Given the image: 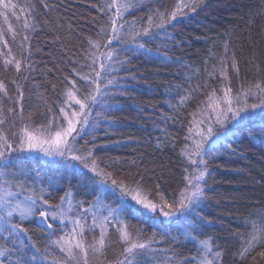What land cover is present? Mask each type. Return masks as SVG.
I'll return each instance as SVG.
<instances>
[{"label": "snow or ice", "instance_id": "obj_1", "mask_svg": "<svg viewBox=\"0 0 264 264\" xmlns=\"http://www.w3.org/2000/svg\"><path fill=\"white\" fill-rule=\"evenodd\" d=\"M143 2L98 0V15L104 19L94 21L95 35L86 38V47L75 53L65 50L59 63L66 67H56L62 75L59 91L52 85L56 99L49 102L46 93L37 91L39 104L29 108L42 107V111L34 118V111L25 115L24 87L32 81L33 89H38L35 77L46 78L52 69L38 71L34 56L41 50L31 47L30 34L21 35L13 28L11 18L19 22L18 13L24 8L12 0H0V67L4 74H16L14 79L0 75V264H90L89 253L98 264H223L224 253L214 250L212 238L198 239L208 223L200 212L208 199L209 161L221 155V149L232 151L230 135L257 123L264 132V69L255 63L254 52V79H241L239 57L226 39L219 55L210 52L202 69L184 77L187 87L175 85L172 99L177 102L173 105L169 101V106L177 114L198 99L197 93L203 92L205 98L189 113L184 145L178 153L181 177L171 194L162 187L161 176L147 183V174L139 170L135 160L130 162L137 169L135 173L123 171L122 166L128 162L102 158L96 141L103 125H115L114 113L122 110L119 98L126 96L131 82L137 80L129 67L132 57H152L153 50L146 48V43L158 39L159 32L180 13L187 14L184 10L196 12L204 0H178L171 11L156 10L148 15L146 23L127 20L126 13ZM40 3L48 11L55 10V5L46 0ZM26 7L35 10L31 3ZM36 27L27 19L22 24L24 30L35 31ZM13 43L18 55L10 46ZM162 46L167 49L163 41ZM154 58L164 65L180 63L172 61L160 47ZM184 67L190 71L193 68ZM201 71L203 83L192 85L191 80L199 79ZM233 78L240 80L235 90ZM209 81L220 86L212 87ZM169 119L176 122V117H165L164 122ZM162 131L164 139L157 140V148L166 143L174 148V139L166 129ZM29 156L45 158L54 168L53 175L45 180L28 169L23 160ZM74 179L93 200L74 201L69 187L58 204L50 205L52 191L60 190L63 183L71 186ZM139 217L152 220L162 241L155 239V231L145 239L142 230L132 228L128 219ZM173 218L177 221L176 235H171L169 228ZM32 222L46 235L43 251L26 227ZM241 226L251 229L235 253L244 264L257 246L264 247V211L249 213ZM110 228L117 232L121 248L114 261H107ZM240 236L236 234L235 238ZM166 239L174 244L192 243L195 255L180 258L174 249L155 246Z\"/></svg>", "mask_w": 264, "mask_h": 264}, {"label": "trees", "instance_id": "obj_2", "mask_svg": "<svg viewBox=\"0 0 264 264\" xmlns=\"http://www.w3.org/2000/svg\"><path fill=\"white\" fill-rule=\"evenodd\" d=\"M17 3L23 12L18 15L21 20L17 22L11 18L13 28L19 29L21 35L30 34V45L41 52L34 56L40 69H52L47 72V77L37 75L35 83L38 89H33L32 81L24 87L25 115L29 111L35 114L42 111V107L35 110L29 105H37V91L46 93L48 101H55L52 85L60 88L61 73L56 71L60 67H66L59 63L68 53H75L86 47V38L95 35L94 21H102L104 17L98 15V0H46L54 4L55 10H46L40 0H12ZM27 3L35 6V10L28 9ZM177 0H144L143 5L130 9L126 13L129 21L137 20L146 23L148 15L156 10L161 12L171 11ZM187 14L180 13L177 20L165 26L159 32V38L146 43V48L153 50V56L138 55L132 57L129 66L137 76V80L131 82L128 93L119 98L122 110L114 113L115 125H103L97 133L98 155L104 159L119 158L126 161L122 166L125 172L135 173L136 167L131 165L135 160L141 172H145L146 182H156L155 177L161 176L163 188L171 194L180 181L181 169L178 153L184 145L186 125L191 119L189 113L196 110L200 100H203V92L197 93L198 99L188 103L177 114L169 106V101L174 105L177 100L172 99L175 85L187 84L184 77L191 75L196 69H202L210 52L219 55L226 39H230L231 48L237 53L240 60V77L246 82H251L255 76L253 53L257 57L255 63H259L264 69V0H204L196 12L184 10ZM31 12V15L28 13ZM34 18V19H33ZM27 19L29 24H36V30H24L22 24ZM2 20V18H0ZM6 27V25H5ZM167 33V36L165 35ZM10 39L9 37H6ZM162 41L167 44V49L162 46ZM13 53L18 55V47L10 44ZM167 51L172 61L180 63L161 64L154 58L155 50ZM131 56V53H129ZM2 65V61H0ZM184 65H192L191 71ZM66 74V73H65ZM0 75L6 79H14V71L3 73L0 67ZM123 75V74H122ZM231 75V70H230ZM204 73L201 71L199 79L193 78L191 84L203 83ZM212 87L220 85L209 81ZM23 83V82H21ZM240 80L232 79V87H239ZM14 94V93H13ZM178 99V98H177ZM165 117H176V122ZM184 125L182 127L181 125ZM261 125L254 124L250 128L239 131L235 136L230 135L229 143L232 151L225 152L221 149V155L209 161L210 176L208 178L206 202L201 206V216L208 222L202 229V235L198 239L212 238L214 249L222 250L223 264H240L239 257L235 256L241 247L244 237L251 231L241 226L249 213L264 211V132L260 131ZM174 139L172 143L162 144L157 148V140L164 139V131ZM107 131V134H106ZM24 165L34 170L45 180L52 172V166L47 161H42L35 156L23 160ZM71 187L75 200L91 202L93 197L88 195L83 188L77 186L76 180H72L71 186L63 183L60 190H54L49 198V204L60 202L64 191ZM87 207V203L84 205ZM254 218V217H253ZM128 223L133 229L143 231L145 239L156 232L155 239L162 241L158 229L151 219L145 217L129 218ZM34 242L43 251L47 241L46 235L41 233L36 222L26 223ZM171 235H176V220L169 225ZM241 234L240 238H235ZM55 238V237H54ZM91 234L88 240L91 241ZM110 246L107 251V261H114L121 251L118 243V234L115 229H109ZM219 245V249L215 246ZM158 248L174 249L180 258L195 255L196 249L192 243L174 244L170 239L157 245ZM264 247L257 246L244 264H264ZM171 255V251L167 253ZM56 255V253H53ZM255 257V259H253ZM51 258V257H50ZM90 264H98L89 253Z\"/></svg>", "mask_w": 264, "mask_h": 264}, {"label": "rangeland", "instance_id": "obj_3", "mask_svg": "<svg viewBox=\"0 0 264 264\" xmlns=\"http://www.w3.org/2000/svg\"><path fill=\"white\" fill-rule=\"evenodd\" d=\"M177 2H178V0H177ZM31 157H35V156H31ZM40 159L42 160V161H47L45 158H43V157H40ZM53 173H54V168L52 167V172H51V174L50 175H53ZM173 219H175V218H173ZM176 220V219H175ZM91 221L89 220V223H90ZM176 223H177V221H176ZM215 250V249H214Z\"/></svg>", "mask_w": 264, "mask_h": 264}]
</instances>
